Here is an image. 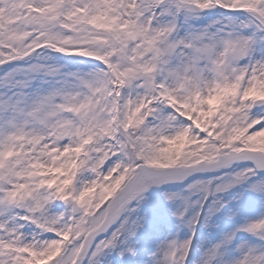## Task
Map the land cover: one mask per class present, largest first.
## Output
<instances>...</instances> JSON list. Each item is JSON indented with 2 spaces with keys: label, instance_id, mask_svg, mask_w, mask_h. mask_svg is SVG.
I'll list each match as a JSON object with an SVG mask.
<instances>
[{
  "label": "snow or ice",
  "instance_id": "6c2138e0",
  "mask_svg": "<svg viewBox=\"0 0 264 264\" xmlns=\"http://www.w3.org/2000/svg\"><path fill=\"white\" fill-rule=\"evenodd\" d=\"M0 264H264V0H0Z\"/></svg>",
  "mask_w": 264,
  "mask_h": 264
}]
</instances>
